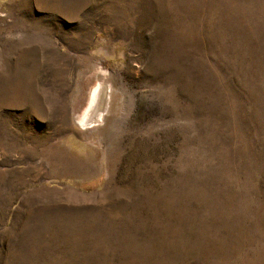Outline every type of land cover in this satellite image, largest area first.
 <instances>
[{
  "label": "rangeland",
  "instance_id": "rangeland-1",
  "mask_svg": "<svg viewBox=\"0 0 264 264\" xmlns=\"http://www.w3.org/2000/svg\"><path fill=\"white\" fill-rule=\"evenodd\" d=\"M0 264H264V0H0Z\"/></svg>",
  "mask_w": 264,
  "mask_h": 264
},
{
  "label": "bare ground",
  "instance_id": "bare-ground-1",
  "mask_svg": "<svg viewBox=\"0 0 264 264\" xmlns=\"http://www.w3.org/2000/svg\"><path fill=\"white\" fill-rule=\"evenodd\" d=\"M112 88L110 84L99 80L90 92L86 109L78 118L80 125L90 126L94 122H100L110 105Z\"/></svg>",
  "mask_w": 264,
  "mask_h": 264
}]
</instances>
